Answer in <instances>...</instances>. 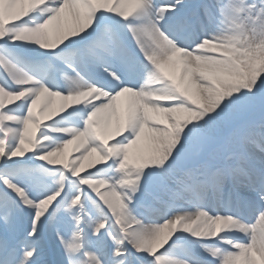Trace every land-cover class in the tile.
<instances>
[{"label":"snow or ice","instance_id":"6c2138e0","mask_svg":"<svg viewBox=\"0 0 264 264\" xmlns=\"http://www.w3.org/2000/svg\"><path fill=\"white\" fill-rule=\"evenodd\" d=\"M0 264H264V0H0Z\"/></svg>","mask_w":264,"mask_h":264}]
</instances>
